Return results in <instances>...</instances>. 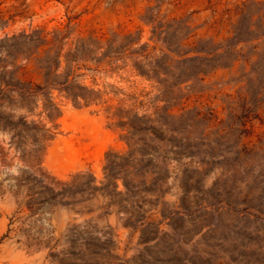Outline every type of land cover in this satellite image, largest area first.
I'll list each match as a JSON object with an SVG mask.
<instances>
[{
  "label": "rangeland",
  "instance_id": "obj_1",
  "mask_svg": "<svg viewBox=\"0 0 264 264\" xmlns=\"http://www.w3.org/2000/svg\"><path fill=\"white\" fill-rule=\"evenodd\" d=\"M0 264H264V0H0Z\"/></svg>",
  "mask_w": 264,
  "mask_h": 264
}]
</instances>
